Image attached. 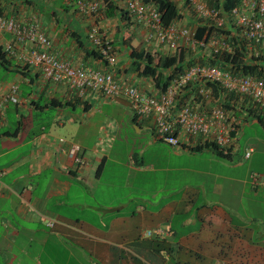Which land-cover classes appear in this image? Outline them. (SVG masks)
I'll return each mask as SVG.
<instances>
[{
	"label": "crops",
	"instance_id": "0c3cea01",
	"mask_svg": "<svg viewBox=\"0 0 264 264\" xmlns=\"http://www.w3.org/2000/svg\"><path fill=\"white\" fill-rule=\"evenodd\" d=\"M174 1L183 16L177 20L180 25L196 30L211 24L185 0ZM71 3L0 0V12L24 19L45 5L41 16L52 51L76 64L106 67L87 37L97 20L81 16ZM119 5L115 15H102L97 23L113 42L118 59L113 71L124 82L148 91L157 87L152 76L136 70V51L158 58L183 52L186 67L190 62L212 64L210 59L218 57L210 47L187 48L183 39L177 50L149 39L147 29L124 14L125 2ZM215 33L232 45L225 52L233 53L232 38L240 36L234 28L228 35L216 30L197 37ZM9 39V33L0 39V94L15 84L19 103L0 112L1 264H264V162L260 170L252 167L256 154H264L258 146L262 139L251 144L250 158L236 160L243 125L232 135L228 154L221 156L210 148L171 145L158 138L151 119L133 115L134 126L124 130L103 127L99 120L95 124L92 117L106 98L90 93L80 100L66 83L46 80L17 57L1 58ZM256 51L247 50L248 59ZM259 52L264 55V47ZM112 100L129 105L122 97ZM247 121L260 124L251 117ZM70 142L82 147L83 163L65 151ZM109 173L122 180L113 187L120 192L101 197L99 187L114 183L112 176L106 177ZM252 173L260 176L257 185ZM252 221L261 225L258 241Z\"/></svg>",
	"mask_w": 264,
	"mask_h": 264
},
{
	"label": "built area",
	"instance_id": "2783aa9c",
	"mask_svg": "<svg viewBox=\"0 0 264 264\" xmlns=\"http://www.w3.org/2000/svg\"><path fill=\"white\" fill-rule=\"evenodd\" d=\"M132 18L148 32L149 39H157L170 50H177L180 41L192 50L210 47L213 55L220 56L231 51L232 45L218 34L199 39L196 30L173 21L164 25L162 13L154 1L124 0ZM186 5L203 19L220 29L229 23L236 31L247 50L257 49L249 56L259 57L264 47V0H239L228 10L211 5L205 0H185ZM79 13H98L100 0H77ZM5 33L13 36L4 44L3 52L12 59L37 68L46 80L66 83L80 100L90 93L109 98L122 97L127 100L136 119H151L158 138L175 147L191 148L211 141L220 148L228 149L233 142L232 133L239 130L243 119L236 113L217 103L208 82L217 81L226 94L234 93L249 97L264 108V77L251 73L237 74L230 68L218 64L194 62L172 75L164 88L153 87L148 91L135 82L126 83L113 70L118 59L112 40L103 28L96 24L89 32L90 40L106 61V67L76 64L52 51V41L44 18L38 12L24 19L0 13V39ZM182 44V43H181ZM230 53V52H229ZM18 86L12 85L8 93L0 94V112L10 103H19ZM60 141L67 142L65 138ZM65 151L77 164L84 162V153L78 143L70 142ZM253 147L247 148L245 157L250 158ZM252 183L257 185L260 176L252 173ZM55 221H50L53 226ZM147 236L152 231L146 232Z\"/></svg>",
	"mask_w": 264,
	"mask_h": 264
},
{
	"label": "trees",
	"instance_id": "16d2710c",
	"mask_svg": "<svg viewBox=\"0 0 264 264\" xmlns=\"http://www.w3.org/2000/svg\"><path fill=\"white\" fill-rule=\"evenodd\" d=\"M70 1L72 2L71 3L72 7L76 5L77 7L76 11L79 13L78 6L76 3L77 0H70ZM100 1L106 3V11L104 12L103 16L106 15L108 17L115 15L117 9H122L119 5L120 2L124 3L123 0H100ZM145 1L146 2L154 1V3H156V5L158 6L159 10L162 13V21L164 25H168L173 21H177V20L179 21L183 17L178 4L174 0H145ZM238 2L239 0H224L223 2L217 0L216 3H210V4L228 10L234 5H236ZM100 11L101 10H99L98 13L86 15V17L87 16L90 17L91 15H98ZM126 13L129 14V12H124L125 15ZM79 14L84 16L81 13ZM129 16L131 15L129 14ZM94 25L96 24H92L91 29ZM216 30L220 31L221 33H226V35H228L233 31V28L228 27V29L225 30V29L217 28L215 27V25L207 23L204 26H199L196 29V34L198 37H202L203 34L205 33L211 34ZM87 37L90 40L89 33L87 34ZM232 40H233L232 44L234 45V52L233 53L224 52L222 55L210 59L211 63L218 64L219 67L224 69L228 66H231L230 69L237 74L251 73L256 76L264 77V55L260 57L253 56V58L248 59L247 50L245 46L241 44V40L237 38V36H234ZM4 54L5 53H1V58H5ZM93 54L101 58V54L98 51V49L94 48ZM133 57H134V66L136 67V70L143 75L152 76L157 81L156 86L159 88H164V86L170 80L172 75L177 71H181L187 65L181 63L183 58V52L178 55L159 56L158 58V55L151 53L150 51L143 50V51H136ZM190 63L192 64L193 62ZM165 72L167 73L165 74ZM208 85L213 91L216 102L222 104L227 109L233 110L238 117L242 118L243 116L242 122L247 121L251 117L257 120V122H259L264 127L263 107L255 103L249 97H242L241 95L234 93L226 94L227 92H224L225 91L224 87L220 82L210 80L208 82ZM234 133L235 132H233L232 135ZM205 148H210L216 151L221 156L228 154L227 151L228 149L220 148L216 143L211 141H206L204 143L197 145L196 147H191L190 149L199 151Z\"/></svg>",
	"mask_w": 264,
	"mask_h": 264
},
{
	"label": "rangeland",
	"instance_id": "374dc122",
	"mask_svg": "<svg viewBox=\"0 0 264 264\" xmlns=\"http://www.w3.org/2000/svg\"><path fill=\"white\" fill-rule=\"evenodd\" d=\"M48 2L51 1H55V0H45ZM206 2L210 3H216L217 0H205ZM212 5V4H211ZM100 13L98 15H91V17L95 18V20L100 21V17L102 15H104V12L106 11V3H103V7L100 9ZM38 13L43 14L46 11L45 5L40 7V9L36 10ZM2 13V12H1ZM82 16V15H81ZM86 16V15H84ZM193 17H195V15H192ZM199 21V20H198ZM94 24H97L96 22H94ZM196 24H192V26L195 27ZM104 30V28H103ZM112 98L103 100L105 102H101L102 104H100L96 110H98V112L96 114H94V116L92 117V121L97 124V121L99 120L100 124L103 125V127H120L122 128V130L124 129H131L134 124L132 123V116L134 115L132 109L130 108V106L126 105V104H114ZM51 112V111H50ZM48 112L46 113V117H49L51 115V113ZM102 112V113H101ZM247 123V124H246ZM245 124V125H244ZM243 128L241 130V132L239 133L240 136V140L238 141L237 145H236V149H235V157L236 160H240L243 159V157L245 156V152L247 150V148H249L251 146V144H253L254 141H256V139H262L264 141V129L262 128V126L258 123H254L252 121H245L242 124ZM264 143H260L259 146V150L262 151L264 150ZM117 145L119 147V149L121 151H124L125 148L122 145V141L119 140L117 142ZM245 159V157H244ZM248 160V159H247ZM264 162V154L262 153H257L256 156L254 157V164H252V167L255 170H260V168L262 167ZM108 171H106L107 173ZM121 170H118V173L120 174ZM127 172H124L123 170V174L121 175H125ZM107 176H112L114 183L109 182V185L107 184H103L99 187V191H100V196H111L113 193H119L120 190L119 189H115L113 190V187H117L118 185H120L122 183V180H120V177H117L115 175H112V173H109L106 175ZM107 181V180H106ZM111 185V186H110ZM213 199L216 200H223L220 196L218 195H212ZM246 205H247V210L249 208V203L248 201H246ZM240 210H242V208H240ZM251 212V211H250ZM256 211L254 210L253 214H255ZM252 226L254 228L255 231V241H258L259 238V231L261 225L259 223H257L256 221H252ZM2 262L0 261V264Z\"/></svg>",
	"mask_w": 264,
	"mask_h": 264
}]
</instances>
